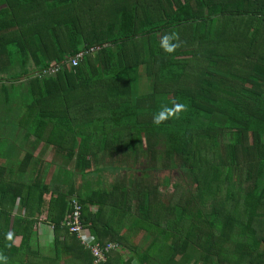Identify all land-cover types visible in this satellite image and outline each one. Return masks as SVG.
<instances>
[{
    "label": "trees",
    "instance_id": "16d2710c",
    "mask_svg": "<svg viewBox=\"0 0 264 264\" xmlns=\"http://www.w3.org/2000/svg\"><path fill=\"white\" fill-rule=\"evenodd\" d=\"M1 118L0 264H94L71 199L97 243L129 252L106 264H264V0H0ZM5 118L23 141L69 136L75 174L29 175L35 143L6 146Z\"/></svg>",
    "mask_w": 264,
    "mask_h": 264
},
{
    "label": "rangeland",
    "instance_id": "374dc122",
    "mask_svg": "<svg viewBox=\"0 0 264 264\" xmlns=\"http://www.w3.org/2000/svg\"><path fill=\"white\" fill-rule=\"evenodd\" d=\"M145 88H147V84L146 83H141L139 91L141 93H143V92L146 91ZM18 109L24 110V107H22V106L20 107L19 106ZM12 111L14 112L15 110H12ZM13 115L14 114H12L11 116H13ZM1 120H2V118L0 119V121ZM4 121L5 122L2 124V129L4 131V136H5V139H4L5 140V145L8 146V145L13 143V144H16L18 146H22L23 144H25V142L22 140V138H23L22 133H23V131H28V129H25V130L22 129L23 131H17L16 129H14L15 125L11 126L10 124H8L9 119L5 118ZM10 130H12L14 132V135L12 136V138L8 135ZM32 140L33 139H31V141ZM31 141L29 140L28 143L31 142ZM25 146L26 145L22 146V148H24ZM56 147L57 146H54L51 143V145L48 147L47 154L45 153L43 148L41 149V148H37L36 147L34 149V151H31L33 156L35 155L36 157H38V159L43 161L42 165L40 166V169L38 168L39 169L38 173H40V175L47 174L46 176L52 175V176H55L57 178V177L60 176V171L61 170H65L64 172H67V173H70L71 170L74 171L75 168H73V163L69 162L70 157H71V155H69L70 145L67 143V141H64V142H62L60 144V146L58 148H56ZM19 154H20L19 151H15L14 153L11 154V158L13 157V159H15L16 163L18 161V158L21 157V155H19ZM43 156H46V157H43ZM0 164H3L2 161H0ZM34 167H36V165ZM34 167H32L31 169H33ZM142 168H144V166H142ZM38 169L34 168L32 170V173L35 174ZM135 169L136 170L141 169V166L139 164H135ZM121 174H122V172H121ZM120 175L115 173L114 175L108 176L107 177V181L109 183H112L113 180L116 177H119ZM165 177L169 178V180L171 181V184H175V183L181 182L184 185L185 180H184V175L183 174H180V173L172 171V172H162L160 174V176H159V178L161 180H163ZM166 192L167 193H171L172 192V187L170 186L168 189H166Z\"/></svg>",
    "mask_w": 264,
    "mask_h": 264
},
{
    "label": "crops",
    "instance_id": "0c3cea01",
    "mask_svg": "<svg viewBox=\"0 0 264 264\" xmlns=\"http://www.w3.org/2000/svg\"><path fill=\"white\" fill-rule=\"evenodd\" d=\"M140 81H141V83H147V80H146V78H145V75L144 74H142V73H140ZM111 99H113V97H111ZM38 109V108H37ZM38 111V110H37ZM81 112H83L84 113V109L83 110H80V109H73V110H66V111H64V112H62L61 110H59V113H60V115H62V116H64V118H62L61 119V122H59V123H62V122H67V117H68V114H69V116L70 117H72L71 119H73V117H75V116H77L78 118H79V116L80 115H78V114H80ZM86 113L88 114L89 112L88 111H86ZM89 115H93V117L96 115L95 113H94V111H92L91 113H89ZM67 119V120H66ZM80 119V118H79ZM56 120H59V119H53V120H50L49 122H48V125H47V127H46V131H49V130H51V129H53L54 127H55V125H58V122H56ZM74 120V119H73ZM87 122V127H90V125H91V123H90V121H86L85 119H83V124H85ZM78 125V123H76L75 121H72L71 122V124H68V125H66V126H63V128H59V130L60 129H68V130H70V129H72V128H74V127H76L77 125ZM79 126H82L81 124H79ZM60 127H62V126H60ZM94 128H96V129H98V128H101V124L99 123L96 127H93V129ZM67 138V139H66ZM31 139H33L32 141H31ZM66 139V141H68L69 140V136H65L63 139H62V141H64ZM31 141V142H29L28 143V141ZM47 140V137H46V135H42V137L41 138H39V136H38V138L37 137H35L33 134H31V135H29L28 136V138H26V140L24 141L25 142V145H26V149L34 142L35 143V146L37 147V148H43L44 149V151H45V153L47 154V152H48V147L50 146V145H48V142L46 141ZM69 154H72V153H69ZM71 156H73V154L71 155ZM34 158H37V160H39L38 162H43L42 160H40V159H38V157H36L35 155L33 156ZM43 157H46V156H43ZM20 158V157H19ZM18 158V159H19ZM35 162H36V160H34V161H32V164H30V166L28 167V173H29V175H32L33 173H32V170L34 169H31L32 167H34L35 165ZM69 162H71V163H73V168H75V166H74V164H75V159H74V157H72V158H70V160H69ZM102 162H108V158H105L104 160H102V161H100L99 163H98V167L99 168H101V166H103L104 164L102 163ZM40 166L41 165H38V163L36 164V167L35 168H39L40 169ZM38 169V170H39ZM71 172H73V170H71ZM74 173V172H73ZM75 174V173H74ZM34 175V174H33ZM102 176H104L105 178H106V174L105 173H102ZM91 179L89 180V183H95L96 181L94 180V178H93V176H91L90 177ZM105 178H103V179H105ZM56 179V177L55 176H52V175H48V177H47V182H48V184H50L51 182H52V180H55ZM89 183H86V181H77V188L78 189H81V185H84V186H86V184H89ZM96 188H98L97 186H95ZM101 189H105V190H107L108 189V186L106 187V188H104L103 186L101 187ZM52 238H53V231H52V228L50 227V226H41V231H40V234H39V236H38V242H39V247L42 249V250H44V251H47V249H48V246H49V244L51 243V241H52ZM45 244V245H44ZM119 246V245H118ZM63 252H68V251H64L63 250ZM114 252H118V254L119 255H121V257L123 258V260H125V259H128L129 257H130V255H129V252L126 250V249H121L120 248V246H119V249H117L116 251H114ZM73 256H74V254H70V253H67V254H64L63 253V255H61V257H60V260H58V264H84V262L83 261H79V260H74V258H73ZM66 260V261H65ZM132 264H136L135 262H133Z\"/></svg>",
    "mask_w": 264,
    "mask_h": 264
},
{
    "label": "built area",
    "instance_id": "2783aa9c",
    "mask_svg": "<svg viewBox=\"0 0 264 264\" xmlns=\"http://www.w3.org/2000/svg\"><path fill=\"white\" fill-rule=\"evenodd\" d=\"M75 64L76 63L73 62V65ZM56 72L57 69L50 68L46 73L55 74ZM69 205L72 209V214L66 222L69 232L75 235L81 246L91 253L94 264H106L108 254L119 249L118 244L107 243L101 245L97 243L90 234V231L81 224V207L78 201L76 199H71Z\"/></svg>",
    "mask_w": 264,
    "mask_h": 264
},
{
    "label": "clouds",
    "instance_id": "9594fccd",
    "mask_svg": "<svg viewBox=\"0 0 264 264\" xmlns=\"http://www.w3.org/2000/svg\"><path fill=\"white\" fill-rule=\"evenodd\" d=\"M166 47H167V51L171 52L173 50L174 46H167L166 45ZM182 107H183L182 105L177 106L176 110L178 111ZM166 111H169V110H166ZM162 118H164V113H161L160 115L155 117V123L159 124L161 122Z\"/></svg>",
    "mask_w": 264,
    "mask_h": 264
}]
</instances>
